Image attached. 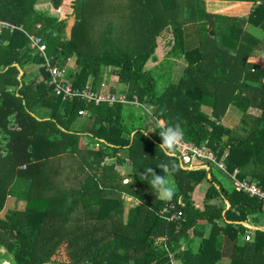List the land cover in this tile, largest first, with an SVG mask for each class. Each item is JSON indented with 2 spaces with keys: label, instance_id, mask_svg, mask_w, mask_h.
<instances>
[{
  "label": "trees",
  "instance_id": "obj_1",
  "mask_svg": "<svg viewBox=\"0 0 264 264\" xmlns=\"http://www.w3.org/2000/svg\"><path fill=\"white\" fill-rule=\"evenodd\" d=\"M247 1L253 2L248 14L232 17L209 13L204 0H192L183 8L187 23L176 15L178 0L131 2L145 18L146 34L128 45L124 33H114L112 22L103 18L110 12L107 0H74L69 36L68 16L60 19L56 10L61 0H0V21L15 26L0 33V212L6 194L16 192V199L25 201L23 209L0 214V247L6 249L9 264H49L60 249L73 264H223L224 259L229 264H264V230H254L245 240L241 224L264 222L263 203L218 182L212 164L209 170L183 168L177 157L161 151L158 130L145 136L140 125L129 128L122 107L134 105L63 100L48 81H36L37 75L24 80L28 68L43 61L30 48L27 34L40 35L52 65L66 67L73 59L66 79L69 75L74 87L97 89L114 73L127 87L122 90L126 97H135L149 112L145 117L131 113L129 121L149 116L178 123L184 140L206 143L219 158L228 151V170L238 168V177L264 188V67L247 62L250 56L264 55V0ZM146 6L148 12L141 10ZM195 13L201 16L200 28L195 27ZM94 18L108 24L96 32ZM240 22L256 27L261 37L242 36ZM189 26L198 29V43L187 48ZM214 33L217 44L210 53L205 43ZM220 40L231 48L221 47ZM157 44L165 46L160 66L169 62L163 83L153 68H146L156 59ZM178 58L186 66L172 83L170 70ZM37 71L49 80L44 68ZM227 104L240 111L237 125L221 122ZM203 105L211 108L210 116L199 110ZM33 107L46 109L48 115L36 118ZM84 109L89 113L85 124L73 129L72 121L84 116ZM93 143L98 145L94 150L89 148ZM103 156L114 161L103 164ZM126 157L132 160L130 184L118 171ZM48 162L54 168L44 176ZM161 163L167 170L158 168ZM21 165L14 177L13 168ZM147 167L170 178L175 190L171 201L160 200L143 180ZM39 177L44 183L35 187ZM204 182L208 186L199 209L191 193ZM126 195L138 201L127 212ZM173 214L179 218L171 219ZM206 225L210 230L204 236ZM190 229L198 241L189 238Z\"/></svg>",
  "mask_w": 264,
  "mask_h": 264
},
{
  "label": "rangeland",
  "instance_id": "obj_2",
  "mask_svg": "<svg viewBox=\"0 0 264 264\" xmlns=\"http://www.w3.org/2000/svg\"><path fill=\"white\" fill-rule=\"evenodd\" d=\"M43 1L47 2L49 0H43ZM136 1L141 3V0H107V2H105V4H104L106 6V8L110 9V12L108 13V15H106L107 13L104 14L103 18L112 22L111 26H113L112 31H114V33H116V31L124 33V36H126L125 37V39H126L125 41H127L128 45L134 44V39L135 38L142 37L144 34H146V32H145L146 24L144 23L145 22V18L144 17L141 18L143 14H138L140 9L131 8V6H130L131 2L135 3ZM178 1H179V4H178L179 7H178V13H176V15L178 17L184 18L185 15H183L184 14L183 13L184 12L183 8H184V6L191 5L192 0H178ZM73 2H74V0H61L60 4L58 5V7L56 9L60 19L68 16L67 26L65 28L66 36L70 35V29H71V26L74 23V15H72V11H73L72 4H73ZM145 3H146V0H145L144 4ZM107 4H109L110 7H107ZM145 8L146 9H142L141 8V10L148 12L149 7L146 6ZM104 10H106V9H104ZM193 10H194V8H193ZM173 12H175V11H173ZM136 14H138V15H136ZM154 14H155V12H154ZM167 14L168 15L172 14V11L165 13L166 16H167ZM247 14L248 13H244V14L239 15V16L238 15H230V14H227V15L228 16H232V17H244ZM193 17L196 18L194 20L195 27L196 28H200L199 25H198L200 23V21L197 20V19H198V17H201V16L199 15V13H195V16H193ZM185 20H186V23H187L189 21V18L185 17ZM92 22H93L92 25L96 26L95 27L96 28L95 29L96 32L99 31V28H101V26H103V24L104 25L108 24V21L105 20V22H102V21L99 20V18H94V20ZM203 24H205V26H206L208 24V21H206V23H203ZM250 25L251 24H249V23H241V22H240V24L239 23L237 24V26L242 27V29L244 30V33H243L242 36H246L245 32H248ZM250 28H251V26H250ZM194 30L197 33L198 29L197 30L194 29ZM195 31H193L191 27L187 29V33H188V36H189V38L187 39V43H186V47L187 48L195 46L198 43L197 42V35H195ZM204 34L205 33H203V36H204ZM216 35H217V33H214V37L211 36V38H209L210 41L209 42L207 41V43H205L206 49H207L208 52L210 51V53L212 52V50H214V48H213L214 45L217 44L216 43L217 40L214 39L216 37ZM258 35H259V37H261L262 34L258 33ZM194 37L196 38V40L193 39ZM260 40H259V42H260ZM219 43L222 45L221 47L225 46V47H227L229 49L231 48L230 46H228L225 42H223L221 40H220ZM123 46H125L124 42H123ZM157 46L158 47L155 49V53H154L156 59L149 60L146 63V66H147L146 68H150V69L153 68L154 73H156L157 80L159 81V83H163L165 81V79H166L163 73L166 71V67H167V65H169V62H165L164 65L160 66V64L163 62L164 57H165V53L162 50V48H164L165 46L162 45V44H161L162 48L159 47L158 44H157ZM164 50L166 51V49H164ZM125 51H126V49H125ZM230 52H232V51H230ZM130 53H134V52L130 51ZM255 60H257V62H259V64H264V57L257 58ZM72 64H73V59H71L70 64L65 67L66 68V72L70 71V69L72 67ZM185 66H186V64L183 62L182 58L176 59V62L174 64H172V67H171V70H170V72H172V75H171V82L172 83H176V81L180 78L181 73H182L181 71L185 69ZM38 68L39 67L35 66V65L30 66L28 68V70H27L28 74H27V76L25 77L24 80L26 82H28L32 78H34L35 75H37L36 81H41L42 78H43V75H41L37 71ZM108 69L111 70L110 68H108ZM160 69H162V71ZM67 79L70 81L69 75L67 76ZM116 79H117V76L114 73L111 72V74H108L107 76H105L102 79L101 83H103L105 89L111 90V85L110 84H112L115 87V92H123L122 90L126 91L127 87L124 84L118 82ZM113 82L115 84H113ZM128 104H132L134 106L127 105V104H121L123 106L127 105V106L122 107L124 114H128V116H124V121L127 122L129 128H130V125L131 126L132 125H134V126H139L140 125V128H145V122L148 119H150L149 116L146 117L145 120L140 119L141 122L129 121V117H130L131 113L133 115H136V114L140 113L143 117H145L144 113L148 112V110L145 108V105H143V104L137 105L135 103H128ZM32 110L34 111V113L36 114V118H38V119L44 118V116L48 115V111L46 109H41L39 107H33ZM199 110H201V112H203L204 114H206L208 116H210V114H211L210 113L211 112V108L208 107V106H205V105L200 106ZM87 114L88 113L84 114V116L81 115L82 116L81 118H77L75 121H72V123H71L72 128L73 129H78L82 124H85V122H83V121H84V119L86 117L85 115H87ZM148 114H149V112H148ZM240 118H241L240 111L236 109L235 105L234 104H227L226 108H225V111L223 113V116H221V122H224L228 126H234V125H237V123L239 122ZM148 122H150V121H148ZM87 126H89V125H87ZM81 141H82V139H81ZM96 147H98V145L93 143L92 147H89V148L94 150V148H96ZM117 153L119 155H123V153H121L120 151H117ZM227 154H228V151L225 150L223 155L227 156ZM107 158H109V157H107ZM101 160L104 162V164H111V162H112L111 160L109 161L108 159H105V156H103V159H101ZM128 163H129V160H128ZM54 165H55V163H54ZM182 166L184 168H186L185 165H182ZM23 167L24 166L21 165V166H15L13 168L14 169V177L19 173L20 170H22ZM53 168H54V166H53V164H50V162L44 163L43 169L44 170L46 169V171L44 172V176H48L47 173L48 172H52ZM218 170L219 171H217V176L221 180V183L228 185V188H230V189L231 188L234 189L235 188L234 183L231 181V179L229 178V174H228V173L232 172L233 170H228L227 169V172H228L227 174L224 173L223 171H221L220 169H218ZM118 171L120 172L119 175L122 177V179L124 178L125 174H126V176H131L132 177L131 171H130L128 166H123L122 167L120 165V166H118ZM212 171L216 174V169L215 168ZM169 180H170V178H169ZM50 181H49V178H47V182L50 183ZM42 183H44V180L39 177L38 179H36L34 181V186L35 187H39V186H41ZM0 184H2V181H0ZM204 184L208 186V182H204ZM11 187H13V186H11V184H10V187L9 186L7 187V191ZM194 190L195 189H193V192H194ZM193 192L191 193V197L193 199V202H194L195 206L197 208H203L202 203H201L202 199H200L198 197V191L197 190L195 191V195H194ZM16 195H17L16 192H14L11 196H9V194H6L5 199H4V205H3V208H2V212H0V214L2 216L7 211L8 208H12V207L15 208L16 207V208L23 209V207L25 205V201L24 200L18 201L16 199ZM197 200H200V202L197 201ZM135 204H138V201L134 197H131V196L129 197V195H128L126 197V200L124 201V210H126V208H130L131 206H133ZM0 253L2 254V255H0V264H5V263L9 264V259L7 257V251H6V249L3 246L0 247ZM49 264H73V262L70 261L69 258L66 257L65 252L60 249L58 251V253L55 254L51 258V260L49 261ZM223 264H229V260L228 261L224 260Z\"/></svg>",
  "mask_w": 264,
  "mask_h": 264
},
{
  "label": "built area",
  "instance_id": "obj_3",
  "mask_svg": "<svg viewBox=\"0 0 264 264\" xmlns=\"http://www.w3.org/2000/svg\"><path fill=\"white\" fill-rule=\"evenodd\" d=\"M14 27V25H10L6 22L0 21V33L3 29L9 28L10 30H12ZM36 27H40V24H36ZM27 36L29 38L30 48L36 49L38 55L43 58V61H41L38 67L44 68L45 71H47L49 74V80H45L44 78H42V80L44 82L48 81V84L53 86V90L56 92V94L61 95L63 100L78 98L79 100L86 101V103H93L95 105L101 103H106L108 105H113L116 103H135L137 105H141L136 98L128 99L123 92H113L109 89H105L103 83H101L97 89L93 88L90 85L81 89L74 87L71 82L66 79V68L51 64V56L46 52V44L43 41L42 37L40 35L30 33L27 34ZM86 113L88 112L85 109L80 110L81 115H84ZM169 154L177 157L180 165H185L186 169L189 170H194L202 167L205 169H209L208 164H212L224 173H228V168L224 161V157L226 155H223V157L219 158L216 152L209 149L206 143L196 145L190 141H186L183 139L176 152ZM105 159L108 158L105 157ZM238 172L239 169L234 168L232 172L228 173L229 178L234 183V189L238 192L246 193L250 197H255L260 203L264 204V188L252 180L238 177ZM172 218H179V215L173 214L171 216V219ZM247 228L248 230L251 229V227ZM250 238V231H246L244 234V239L250 240Z\"/></svg>",
  "mask_w": 264,
  "mask_h": 264
},
{
  "label": "crops",
  "instance_id": "obj_4",
  "mask_svg": "<svg viewBox=\"0 0 264 264\" xmlns=\"http://www.w3.org/2000/svg\"><path fill=\"white\" fill-rule=\"evenodd\" d=\"M252 5V1H247V0H204V8L207 12L209 13H213V14H221V15H227V14H230V15H242L244 13H248L249 10H250V7ZM228 11V12H227ZM228 16V15H227ZM251 26V28H250ZM249 26V30L247 33H249L250 35L252 36H255L257 38H259V35L258 33H261L258 31V29L256 27H254L253 25H250ZM246 30V29H245ZM252 30V31H251ZM264 57V55H260V56H250L247 58V62L249 61L250 63H256V64H259V62H257V58H262ZM260 66H263L264 67V64H259ZM89 114V113H88ZM162 120V119H160ZM150 121V122H148ZM152 122L153 120L152 119H148L146 122H145V128H149L152 126ZM145 128H142V129H145ZM133 133V132H132ZM123 155H125L126 153L125 152H122ZM169 154V153H168ZM122 155V156H123ZM124 164H122L121 166H128L130 171H131V163H132V160L128 157L124 158ZM108 160L110 161H114L113 158H108ZM128 160H129V163H128ZM104 164V163H103ZM183 167V166H182ZM184 168V167H183ZM203 168V167H202ZM211 168V167H210ZM216 169V174L212 171L213 169ZM186 169V168H185ZM206 170H209V169H206ZM210 171L212 172L213 175H215L216 178H218L217 176V171H219L215 166H213ZM132 173V172H131ZM248 179V178H246ZM218 182L221 183V180L218 178L217 179ZM124 182V180H123ZM223 184V183H221ZM225 187L228 188V185L226 184H223ZM194 195H195V191L197 190L198 191V197L201 200V203H202V206L204 205L203 201H204V196H205V191L207 189V185H205L204 183H199L197 184L195 187H194ZM236 191V190H235ZM238 192V191H237ZM128 196V195H127ZM126 196V197H127ZM126 197H124V201L126 200ZM130 197V196H129ZM200 202V200H197ZM215 202L217 201L216 199L214 200ZM219 202V201H218ZM194 203V202H193ZM228 204L227 203L226 207H228ZM195 205V204H194ZM196 207V206H195ZM199 209H202V208H199ZM128 208H126L125 212H127ZM241 224L244 226V233L246 231H250L251 233V237H252V234H253V231L256 230V229H259V230H264V222H253V221H242ZM247 227H251L250 230H248ZM210 230V227L208 225H206L204 227V230H203V235L204 236H207L208 235V232ZM188 235H189V238L190 239H194L195 241H198V237L197 236H194L193 234V231L190 229L189 232H188ZM184 243V242H183ZM186 245V244H185ZM191 247H195L196 246V243L193 242L192 244H190ZM184 247V246H183ZM224 260H227L228 259H224ZM223 260V261H224Z\"/></svg>",
  "mask_w": 264,
  "mask_h": 264
},
{
  "label": "clouds",
  "instance_id": "obj_5",
  "mask_svg": "<svg viewBox=\"0 0 264 264\" xmlns=\"http://www.w3.org/2000/svg\"><path fill=\"white\" fill-rule=\"evenodd\" d=\"M157 130L161 140L159 144L161 151L165 154L175 153L184 138V130L182 127L178 123L171 124L153 117L152 126L141 129V134L147 136L149 133L156 132ZM158 168L167 170V166L163 163L158 165ZM141 175L143 180L147 181L149 187L155 191L156 196L160 200L165 202L172 200L175 195V190L168 176L157 174L152 167L145 168ZM123 179L127 184L132 183L131 176H126L125 174Z\"/></svg>",
  "mask_w": 264,
  "mask_h": 264
},
{
  "label": "water",
  "instance_id": "obj_6",
  "mask_svg": "<svg viewBox=\"0 0 264 264\" xmlns=\"http://www.w3.org/2000/svg\"><path fill=\"white\" fill-rule=\"evenodd\" d=\"M3 250V249H2ZM5 264H7V263H5Z\"/></svg>",
  "mask_w": 264,
  "mask_h": 264
}]
</instances>
